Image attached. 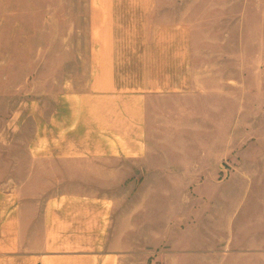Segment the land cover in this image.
<instances>
[{
    "label": "crops",
    "instance_id": "obj_1",
    "mask_svg": "<svg viewBox=\"0 0 264 264\" xmlns=\"http://www.w3.org/2000/svg\"><path fill=\"white\" fill-rule=\"evenodd\" d=\"M87 8L91 90L22 101L0 126V264H177L181 240L189 264H264L244 0Z\"/></svg>",
    "mask_w": 264,
    "mask_h": 264
},
{
    "label": "rangeland",
    "instance_id": "obj_2",
    "mask_svg": "<svg viewBox=\"0 0 264 264\" xmlns=\"http://www.w3.org/2000/svg\"><path fill=\"white\" fill-rule=\"evenodd\" d=\"M87 1L0 0V126L22 101L50 106L59 92L91 90ZM244 11V58L236 73H244L245 90H261L254 98L264 109V0H244ZM256 20H260L257 27ZM235 64L230 62V71ZM19 150L25 151L23 147ZM230 176L231 168L223 178ZM188 209L180 207L179 211L188 213ZM190 246L184 240L174 246L182 251L177 264L191 262L188 252L194 248ZM195 249L203 251V240ZM153 259L148 264H154ZM195 259L196 264H203V256Z\"/></svg>",
    "mask_w": 264,
    "mask_h": 264
}]
</instances>
